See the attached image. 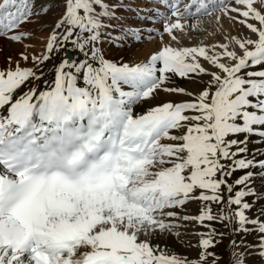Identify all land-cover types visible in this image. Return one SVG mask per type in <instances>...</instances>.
Wrapping results in <instances>:
<instances>
[{
    "label": "snow or ice",
    "instance_id": "6c2138e0",
    "mask_svg": "<svg viewBox=\"0 0 264 264\" xmlns=\"http://www.w3.org/2000/svg\"><path fill=\"white\" fill-rule=\"evenodd\" d=\"M159 3L169 9L160 39L166 33L170 42L146 60L106 58L105 42L120 48L144 38L143 29L117 28L122 0H64L44 54H18L35 67L18 60L13 68L8 57L0 70V264H218L210 249L223 233L214 221H228L234 234L255 226L253 248L264 258V220L248 215L264 199L254 187L264 159L247 158L249 137L264 140V0ZM49 10L47 0L39 8L36 0H0V38L22 44L34 33L21 26ZM212 11L247 34L172 46L190 38L183 20ZM57 53L49 82L43 66ZM174 78L203 87H166ZM161 91L192 99L145 107ZM193 202L198 214L189 215ZM189 221L209 229L199 233V259L151 243L154 235L179 237ZM247 254L233 251L230 264H245Z\"/></svg>",
    "mask_w": 264,
    "mask_h": 264
},
{
    "label": "bare ground",
    "instance_id": "6f19581e",
    "mask_svg": "<svg viewBox=\"0 0 264 264\" xmlns=\"http://www.w3.org/2000/svg\"><path fill=\"white\" fill-rule=\"evenodd\" d=\"M110 2H116V0H110ZM139 2V3H138ZM210 2H214V0H210ZM130 4H123L126 7H122L118 9V14L122 17V20L119 24H117V28L121 26H130L132 28L143 29V33L147 32V39L141 42H134L129 40L127 42L126 47L117 48L111 45L108 42H105L102 47L106 51V58L112 61H123V62H139L146 60L149 54L157 51L162 44L169 43V37L166 33L163 34V40L160 39V32L162 31V19L165 15L168 14L169 10L167 7L159 3V0H136L135 4L130 2ZM51 9V8H49ZM131 9V10H129ZM51 11V10H50ZM53 11V9H52ZM164 11V12H162ZM131 12L133 15H129ZM51 13V12H50ZM130 13V14H131ZM48 15V14H47ZM52 14H49V17ZM235 15V14H233ZM217 17H220L219 23H217ZM44 19V18H43ZM47 19V18H46ZM175 18H173L174 20ZM112 23L116 24V21H112ZM182 23L188 25V34L190 38L182 39L180 44L172 42L173 47H191V46H212L215 44H223L228 43V41L233 36H240L241 34H247L248 30L244 28L242 25L236 24L233 21H230L227 17L223 15V13L219 11H212L211 15H200L199 13L195 14L192 17H189L186 20H183ZM196 25V27H193ZM52 26H47L45 29V34L38 37L39 43L30 44L29 46L24 43H14L9 40L4 39V48L7 57L12 58V62L17 64L19 60L18 54L21 52H25L27 49L28 55H33L42 51V47L45 48L49 37ZM107 31H113L112 29H108ZM228 37V40L225 37ZM254 38V37H253ZM130 45V48H128ZM107 49V50H106ZM45 51V50H44ZM238 51V49H237ZM72 57L77 54L74 52H69ZM38 55V54H37ZM62 53H57L53 55V58L49 60L44 67V77L43 79L51 82L54 79L55 74V66L60 62ZM82 58V57H80ZM22 60H19V64H22ZM202 64L205 67H208L207 62L201 60ZM176 80L184 81V79L174 78ZM202 79H208V77H203ZM41 87H43L42 82ZM198 87H192L191 84L181 85V87L189 92L199 93V89H202V83L198 82ZM188 86V87H187ZM166 87L169 88H179L178 84H167ZM186 87V88H185ZM192 87V88H191ZM128 90V89H127ZM192 97L179 94V93H166L161 91L156 100L151 101L149 104L145 105V107H150L158 103L173 101V102H182L186 100H190ZM138 111H142L143 109H137ZM241 139L243 136L240 137ZM248 157L252 158L255 156L257 160L264 159V140L259 138L258 136H250L248 141ZM258 171V169L254 170ZM242 174V172L234 173V177H238ZM254 187L258 192L264 193V179L257 177L255 179ZM227 198L228 193H224ZM251 201V198H248ZM190 206V207H189ZM188 213L198 212L196 208H199V205H196V202L190 203L187 205ZM251 218H255L257 220H264V199H257L253 202V208L248 213ZM184 223V222H183ZM212 224L214 228L221 227V223L218 221L209 222ZM180 232V230H178ZM177 236L175 232L168 235H160L151 237V243L153 245H159L160 248L165 249L169 254L181 255L177 246ZM176 239V240H175Z\"/></svg>",
    "mask_w": 264,
    "mask_h": 264
},
{
    "label": "rangeland",
    "instance_id": "374dc122",
    "mask_svg": "<svg viewBox=\"0 0 264 264\" xmlns=\"http://www.w3.org/2000/svg\"><path fill=\"white\" fill-rule=\"evenodd\" d=\"M49 0H47L48 2ZM53 3H59L62 2L61 0H52ZM46 2V0H36V6L41 5L42 3ZM130 2L134 3L136 0H122L123 4H130ZM63 3V2H62ZM60 3V7L64 6V3ZM139 3V2H138ZM51 10V11H50ZM49 10L48 15L44 17V19H40L39 22H32L28 23L25 25H22L21 28L24 27L23 30L20 29V32H31L34 33V35L30 36L28 39L24 40L23 43L26 45L34 44V43H39L38 37L42 36L45 34V29L47 26H53L54 22L51 24H46L50 22L51 20H55L56 17L55 15L58 12H64L63 8H59L54 14L52 13V8ZM55 10V8H54ZM51 12V13H50ZM131 12H129V15H133ZM49 14L50 15L49 17ZM47 18V19H46ZM45 23V26L43 27V24ZM52 30V29H51ZM144 37V36H143ZM49 38V37H46ZM6 40V39H5ZM4 38H0V70L6 68L9 66L8 64V57L5 53V48L4 46ZM130 48V46L128 47ZM42 51L36 53L35 55H43L45 48H41ZM107 50V49H106ZM106 52V51H105ZM32 56V55H31ZM29 55V57H31ZM15 61H11V67H15L16 63ZM21 68H26V67H35L34 63L31 61V59L28 62H22L20 64ZM183 80V79H182ZM168 84H178L179 88H182L181 85L186 86L187 84H191L192 87L197 88L199 85L196 80L192 79H184V81L181 80H176L174 79V82L168 83ZM186 84V85H185ZM188 87V86H187ZM191 87V88H192ZM186 88V87H185ZM201 89H199L200 91ZM236 177H232V180H235ZM234 194V193H233ZM198 205V203H196ZM190 207V206H189ZM235 207V206H234ZM198 211V208H196ZM224 211H227V208L224 209ZM188 213V212H187ZM212 213L213 215H220V207L218 205H213L212 206ZM198 212L193 213L189 212V215H196ZM219 222V221H218ZM220 223V222H219ZM186 227L180 228V235L177 238V246L178 250L180 251L182 257H186L189 260H197L199 259V254H200V248L198 247L199 241H200V235L199 233L201 232H207L209 229H204L201 228L196 222L194 221H189V222H184ZM217 232L223 233V235H218L215 236L214 239L217 241L216 247L210 249V251L215 252L217 256L220 258L218 260V264H230V253L233 251L236 252H247L248 254L245 256V264H264V258H261L259 255V249L258 248H253V245H257L259 242V234L256 232V227L252 226V231L250 233H237L234 234L232 232V224H230L228 221H224L221 223V227L215 228ZM176 240V239H175ZM235 240L237 244H240L241 241H243L244 245H247V248H233L232 241Z\"/></svg>",
    "mask_w": 264,
    "mask_h": 264
},
{
    "label": "water",
    "instance_id": "95a60500",
    "mask_svg": "<svg viewBox=\"0 0 264 264\" xmlns=\"http://www.w3.org/2000/svg\"><path fill=\"white\" fill-rule=\"evenodd\" d=\"M69 57H71L70 53H68Z\"/></svg>",
    "mask_w": 264,
    "mask_h": 264
}]
</instances>
